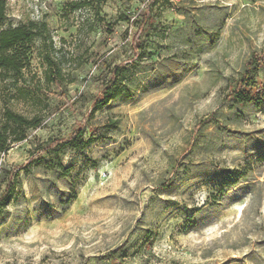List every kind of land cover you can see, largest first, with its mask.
Returning a JSON list of instances; mask_svg holds the SVG:
<instances>
[{"label": "rangeland", "instance_id": "rangeland-1", "mask_svg": "<svg viewBox=\"0 0 264 264\" xmlns=\"http://www.w3.org/2000/svg\"><path fill=\"white\" fill-rule=\"evenodd\" d=\"M6 1L53 45L0 83V264H264V102L234 100L256 65L264 93V0Z\"/></svg>", "mask_w": 264, "mask_h": 264}, {"label": "trees", "instance_id": "trees-1", "mask_svg": "<svg viewBox=\"0 0 264 264\" xmlns=\"http://www.w3.org/2000/svg\"><path fill=\"white\" fill-rule=\"evenodd\" d=\"M87 1H79L73 4L72 9L78 10L84 7ZM105 0H97V3H103ZM149 20V17L146 18L143 24ZM7 21V1L0 0V83L6 80H18L23 77L24 72L30 66V53L32 45L36 39H42L47 41L50 39V43L53 45V41L50 35V29L46 22H29L25 24H20L18 26L8 25L4 27ZM140 46H137V49H140ZM48 62L51 66L56 65L53 61L47 57ZM60 72V71H59ZM121 68L115 67L112 70V75L110 78V83L116 85L118 77L120 75ZM258 72V67H256L248 73V76H244L241 81L242 88L237 89L234 93V100L237 104L240 105H260L264 102V93L263 90L257 87L251 75ZM250 74V76H249ZM108 90V91H107ZM103 92V97H99L95 100L91 110V117L94 116L96 112L103 109L108 105L111 97L109 95V88ZM7 121L11 123L16 128L28 129L38 127L40 121L37 118L29 119L22 115L16 114L13 111L9 110L6 113ZM6 128L4 132H0V152H6L7 150V141H8V131ZM13 135L15 132H12ZM11 134V133H10ZM85 134V127H80L77 129L74 134L66 141H54L53 143L57 146L60 144L68 145L72 150L82 151L86 148V144L82 141V138ZM25 140V135H21L16 141ZM17 171L10 173V180L7 186L6 193L0 199V209L5 207L8 203L11 194L15 190V182L13 181L14 176Z\"/></svg>", "mask_w": 264, "mask_h": 264}]
</instances>
